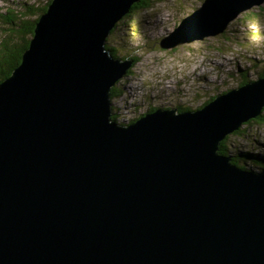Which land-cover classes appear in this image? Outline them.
<instances>
[{"label":"water","instance_id":"95a60500","mask_svg":"<svg viewBox=\"0 0 264 264\" xmlns=\"http://www.w3.org/2000/svg\"><path fill=\"white\" fill-rule=\"evenodd\" d=\"M136 1L51 0L0 83V264H264V174L219 152L262 113L264 78L114 121L132 61L108 37ZM263 2L204 0L160 44L218 35Z\"/></svg>","mask_w":264,"mask_h":264},{"label":"rangeland","instance_id":"374dc122","mask_svg":"<svg viewBox=\"0 0 264 264\" xmlns=\"http://www.w3.org/2000/svg\"><path fill=\"white\" fill-rule=\"evenodd\" d=\"M43 1L0 0V13L11 7L19 10L25 3L36 5ZM202 1L154 0L153 6L142 10L140 15H133L127 28L121 27L115 34L125 49L122 54H129L127 60L132 61L133 55L137 58L118 80L123 91L121 97L112 100L124 122L140 117L150 106L163 109H177L178 103L195 106L213 94L238 88L240 75H232L239 69L249 71V80H258V74L264 72V10L259 8L264 2L241 12L227 30L218 35L174 48L161 46L162 38L169 35L183 17L200 7ZM3 20L0 16V38L6 28ZM135 30L138 33L133 34ZM226 32L230 41L225 38L226 34L223 36ZM123 59L121 62L126 61ZM229 135L234 153L250 151L262 157L264 120L251 118L237 133Z\"/></svg>","mask_w":264,"mask_h":264},{"label":"trees","instance_id":"16d2710c","mask_svg":"<svg viewBox=\"0 0 264 264\" xmlns=\"http://www.w3.org/2000/svg\"><path fill=\"white\" fill-rule=\"evenodd\" d=\"M204 1V0H203ZM202 1V2H203ZM51 0H44L43 2H40V4H32L28 5L27 3L22 4L23 7L21 9H15L10 8L6 9L3 13H0V16L4 17V24H6V29H8V33L4 30V35L0 38V83L3 82L4 79H6L12 71L21 63L22 56L24 50L29 46L30 38L34 34L35 24L42 15L47 10V7ZM154 0H137L134 2L130 8V11L125 14L114 26L112 29L109 37H108V49L111 51L112 55L120 60H124L123 58H126L129 55L127 52L123 53L125 51L124 47L122 46V42L120 41V38L115 36V34L119 33V30L121 27H124L126 29L127 22L130 21V19L133 17V15L137 16L140 15L142 10L148 9L151 6H153ZM262 11L264 10V6L259 7ZM3 11V10H1ZM182 20V19H181ZM248 21V20H247ZM0 33L2 31L0 30ZM138 33V30H135L133 34ZM226 34V35H225ZM225 35V38L227 40H231L230 36H228L227 32L223 33V36ZM114 36V37H113ZM116 42V43H114ZM131 57V56H130ZM129 57V58H130ZM128 58V59H129ZM132 64L135 63L136 56H132ZM128 71H126L127 73ZM249 71L244 69H239L237 72H233V75H240V83L238 84V88L242 87L243 85H246L248 82L255 81V80H249ZM258 79L264 78V72H261L256 77ZM119 82V81H118ZM118 82L111 88V100L115 98H120L123 91L118 84ZM226 92V91H225ZM223 92V93H225ZM222 94V93H221ZM218 94H213L208 100L203 101V103L191 106V105H185V104H176V112H186V111H193L199 108L204 107L207 103L214 100ZM159 108L156 106H150L149 109L142 113L140 117L144 116L146 113L153 112ZM264 112V107L262 109V113ZM262 113L259 116L254 117V119L261 122L264 120V115ZM121 113L117 110L115 106H112V115L111 118L120 123V124H126L124 120H121L120 117ZM140 117L136 119H130L129 122H133ZM244 125V123L242 124ZM241 127V126H240ZM239 129L234 131L235 133L238 132ZM231 135H228L224 140H222L219 144V152L225 155L231 156V162L239 165L240 167L244 169L251 170L253 172H258L261 174H264V153H262V157H259V155L251 153L250 151H243V153H234L231 146ZM240 151V150H239ZM254 166L256 169H251L250 167Z\"/></svg>","mask_w":264,"mask_h":264},{"label":"bare ground","instance_id":"6f19581e","mask_svg":"<svg viewBox=\"0 0 264 264\" xmlns=\"http://www.w3.org/2000/svg\"><path fill=\"white\" fill-rule=\"evenodd\" d=\"M137 59V58H136Z\"/></svg>","mask_w":264,"mask_h":264}]
</instances>
